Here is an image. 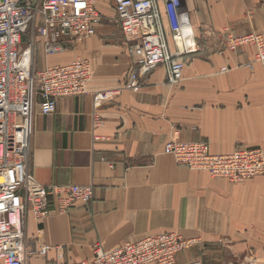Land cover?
I'll return each mask as SVG.
<instances>
[{
	"label": "crops",
	"instance_id": "crops-1",
	"mask_svg": "<svg viewBox=\"0 0 264 264\" xmlns=\"http://www.w3.org/2000/svg\"><path fill=\"white\" fill-rule=\"evenodd\" d=\"M110 3L98 6L104 11ZM185 5L202 48L186 58L183 79L170 84L159 65L142 78L140 91L122 89L104 102L97 126L91 93L122 87L132 66L120 28L107 15L95 35L64 53L46 57L40 44L37 67L84 57L93 79L89 93L60 98L55 113L37 107L29 168L45 185L92 184L94 198L44 218L28 211L25 264L78 261L91 257L97 242L109 249L166 231L200 239L177 254L179 263L264 264V174L232 182L179 165L164 152L175 129L183 141L206 140L215 154L264 149V71L255 47L206 48L224 30L264 37V0ZM160 9L174 51L163 2ZM49 201L53 206L54 197ZM41 243L52 248L40 254Z\"/></svg>",
	"mask_w": 264,
	"mask_h": 264
},
{
	"label": "built area",
	"instance_id": "built-area-1",
	"mask_svg": "<svg viewBox=\"0 0 264 264\" xmlns=\"http://www.w3.org/2000/svg\"><path fill=\"white\" fill-rule=\"evenodd\" d=\"M100 0H0V264L26 263V217L31 211L44 218L53 212L67 213L76 203L89 205L94 198L92 184L45 185L30 170L29 158L37 107L44 115L55 113L62 97L89 93L93 69L89 59L76 57L69 63L36 66L38 47L46 57L68 51L97 33L108 17ZM110 20L123 33L132 66L122 87L92 92L93 125L100 124L96 110L113 100L122 89L138 92L142 78L159 65L167 69L174 85L183 79L186 58L201 51L186 0H111ZM160 2L164 3L175 50L169 47ZM185 39L178 41L179 33ZM214 48L237 50L255 47V57L264 71V37L257 32L234 35L228 30L212 35ZM205 47V46H204ZM38 98L40 100H38ZM179 165L208 172L212 177L243 182L264 174V149L238 147L215 154L206 140L183 141L174 130L164 146ZM200 161L203 163H199ZM54 197L53 206L49 198ZM200 242L175 231L149 234L137 241L105 248L92 247L89 258L55 261L52 264H180L178 251ZM51 245L41 243L37 252L47 253ZM183 264H202L200 260Z\"/></svg>",
	"mask_w": 264,
	"mask_h": 264
},
{
	"label": "rangeland",
	"instance_id": "rangeland-1",
	"mask_svg": "<svg viewBox=\"0 0 264 264\" xmlns=\"http://www.w3.org/2000/svg\"><path fill=\"white\" fill-rule=\"evenodd\" d=\"M104 12H105V14H107V15H110V16H113L114 15V8H113V4L112 3H110V4H108V7H106V9L104 10ZM250 45V44H249ZM40 45H39V47H38V49L40 50ZM255 59H256V57H255ZM41 60V59H40ZM198 244V243H197ZM196 245V244H195ZM194 246V245H193ZM193 246H191V247H193ZM191 247H189V248H191ZM188 247H186V248H182V249H180L179 251H178V253L179 252H181L182 250H185V249H189ZM177 257V256H176ZM197 260H200V259H197ZM195 261V260H194ZM201 261V263L202 264H204V262L202 261V260H200ZM178 262V261H177ZM191 262V261H190ZM179 263V262H178ZM188 263V262H187ZM180 264H183V263H180Z\"/></svg>",
	"mask_w": 264,
	"mask_h": 264
},
{
	"label": "bare ground",
	"instance_id": "bare-ground-1",
	"mask_svg": "<svg viewBox=\"0 0 264 264\" xmlns=\"http://www.w3.org/2000/svg\"><path fill=\"white\" fill-rule=\"evenodd\" d=\"M188 31H185V33H179V36H178V41L179 42H182L184 39H185V36L184 35H188L187 33ZM196 162H199V163H203V162H200V161H196Z\"/></svg>",
	"mask_w": 264,
	"mask_h": 264
}]
</instances>
